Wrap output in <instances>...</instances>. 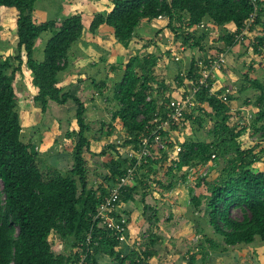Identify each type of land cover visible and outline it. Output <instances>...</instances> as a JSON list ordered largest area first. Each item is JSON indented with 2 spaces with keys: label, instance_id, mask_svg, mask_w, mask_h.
Segmentation results:
<instances>
[{
  "label": "trees",
  "instance_id": "trees-1",
  "mask_svg": "<svg viewBox=\"0 0 264 264\" xmlns=\"http://www.w3.org/2000/svg\"><path fill=\"white\" fill-rule=\"evenodd\" d=\"M38 1L0 0V9L4 7L15 11L14 55L0 61V264H70L72 253L56 252L50 237L55 235L60 240L70 239L73 241L72 247L77 249L83 244L84 253L88 233L96 246L86 254L85 264H100L104 256L116 264H149L153 255L148 246L144 248L141 245L140 251L135 252L127 244L119 243L113 232L94 218L97 208L107 196L109 188L134 167L135 161L129 159L127 151L131 147L137 150L139 138L145 135V127L151 126L154 114L159 113L164 118L171 100L183 95L186 79L195 78L198 63L206 59L194 52L201 40L194 35L197 25L206 19L221 30L219 39L223 46L233 49L236 46L234 33L252 12L250 1L109 0V12L95 15L88 27L79 15L36 21L34 13ZM258 7L255 28L262 27L264 22L263 0H258ZM159 16L166 20V28L173 36L181 39L180 48L177 49L188 47L192 50L189 69L181 71L179 67L176 68L175 96L166 94L169 91L168 83L158 79L155 74L160 56H171L168 50L156 45L158 30L140 50L134 48L144 39L137 32L140 24L143 21L156 23ZM101 26L110 28L115 41L129 53L122 69V78L112 91L116 103L112 120L127 131L128 138L120 147L114 144L107 146L114 155L103 163L105 168L99 174L103 180L101 184L91 188L88 185V163L84 156V151L90 153L86 134L91 129L86 121V106L75 91H69L59 84L69 65L71 47L86 37V29L94 34ZM2 28L0 13V49ZM46 32L50 37L42 50V59L37 60L35 42ZM257 40L264 43L262 30H259ZM148 46L156 47V52H147ZM111 68L114 72L119 70L115 65ZM24 69L34 89L33 105L42 115L48 111L50 104L62 106L72 102L76 106L74 120L77 131L66 134V137L74 140L71 154L73 163L63 173L53 170L43 178L30 151L31 144L22 141L18 111L20 95L15 87L19 81L24 91L27 89L22 76ZM101 83L99 87L96 86L100 93L105 85L104 81ZM247 87L258 94L248 128L238 123L229 105L221 103L217 96H209L204 90L199 92L196 95L199 107L187 111L181 122L183 126L185 122L197 124V131L201 132L204 120L196 109L205 104L211 111L210 118H214L213 128L206 132V136L186 138L179 144L170 139L169 132L166 133L170 139L169 147L178 145L180 148L177 160H172L167 166L168 153L162 150L153 153L151 150L147 162L134 167V184L129 183L121 189L116 201L117 214L129 216L125 210L121 211V206H138L140 203L142 217L148 226H153L159 219L157 209L146 200L145 190L150 188L146 185L150 184V176L153 179L150 182L170 191L177 181L182 180L179 175L187 169L193 168L195 171L196 167L203 168L208 162L225 157L215 181L208 180L207 174L197 178L194 185L196 195L190 197L186 212L192 216L198 233L204 229L201 224H207L226 247L249 245L257 240L264 242V173L250 169L264 158V143L243 147L248 143L244 140L250 131L264 134V83L248 79ZM245 89L241 88L239 93ZM234 94L229 101L235 98ZM172 129L179 128L174 126ZM120 149L124 152H119ZM106 154V149L101 150L100 156ZM198 189L201 190L197 193ZM234 207L242 211L241 218L231 215ZM128 223L127 219L126 227ZM148 226L142 230L141 237L145 236L150 241L152 233L150 230L148 233ZM205 240L208 248L216 247L208 238Z\"/></svg>",
  "mask_w": 264,
  "mask_h": 264
},
{
  "label": "rangeland",
  "instance_id": "rangeland-1",
  "mask_svg": "<svg viewBox=\"0 0 264 264\" xmlns=\"http://www.w3.org/2000/svg\"><path fill=\"white\" fill-rule=\"evenodd\" d=\"M88 1L89 0H39L35 5L34 19L36 21H44V19L46 21L59 19L58 17H60L62 14H65V12L69 11L71 15H79L85 26L88 27L95 15L100 13H107L111 9V4L109 0H95L97 1L96 9H90L88 7L86 8L85 6L88 4ZM63 6H65V8ZM61 9H64V11L61 12ZM0 13L3 25L2 45L0 49V61L2 62L4 58L14 55V50L12 46L15 44V27L13 18V14H15V11L13 9L2 7L0 9ZM203 23L205 24V29L196 28L194 30V35L202 39L199 46L201 48L195 47L194 52L198 56L208 57L214 55L219 49V45L222 44L219 39L221 35V30L209 23L206 19L203 20ZM165 28L166 20L163 18L160 21L157 20L156 23L153 24L142 22L139 26L140 31L137 30V32L141 35V37H144V39H142L141 41H144L145 45V43L149 42L147 40L153 37V35H155V32L158 30V33L155 37L156 45H159L161 47L167 45L169 46V48L173 46L174 49L177 50V48H180L181 39L173 35H169V30ZM99 29L100 28H98L97 32L95 33L93 45L90 43V39L91 35L94 34L89 33V31H87L86 29L84 33L85 36L89 35V43L86 40L85 43H81V47H79L78 45L77 47H73V49L71 50L72 55L74 53L79 52L82 55L92 56L94 58V61L96 62V67L98 69L97 72L99 74V76L97 75L96 77H98L99 79L103 78L104 74L106 76L108 75V73H111L113 75V77H111L112 79H110L109 81L107 80L105 82L106 89H103L102 93H100L98 91L99 89L97 88L100 85V82H98V80L95 82V85L97 87H92V72L88 73L89 77L87 76V78L85 79L78 76L80 78L81 87H83V90L85 89V91L82 90L81 92H79V98L80 100H82V102H84L86 106V121L91 128L90 131L86 134L90 142V153L88 151H84V156L87 159L88 163V185L91 188H95L99 184H101L100 182H102L103 180L99 174L100 171L105 168L103 167V163L108 162L110 156L114 155L113 152H109L110 150L107 148V146L109 144H114L120 147L124 140L128 138L127 131L123 127H121L118 122L112 120V115L116 109V103L113 100L112 91L115 88V84L119 82L122 78L123 68L117 72H114L111 67L113 64H120V67L123 66V64L126 63L129 58V53L127 54L126 52L127 56H124V53H120L124 50L122 49L121 45L118 44L114 38H112L113 31L110 28L106 27V29L101 31ZM161 29H163V31H161ZM255 34H259V28L255 30L252 36H254ZM246 44H239V46L236 45L238 46V50L236 52L238 54L239 52H241L242 54H240L243 55V58H241V60H239L235 56L228 57L229 72L227 73H230V87L236 86V91L238 93L235 95V98L233 100L228 102L227 105H229V108L232 110L241 106H245L253 114V112L255 111L253 103L257 99L258 94L256 95V92H253V89H249L247 87L248 79L250 80L253 78L251 76L252 72L249 68L251 63L254 61H252L253 58H249L252 56L246 55V48H248ZM178 51H180V49ZM154 52H156V47H153L151 49V53ZM106 54L108 55V59L109 57H111L113 60H108L109 62L105 66L106 69H101L104 67V62L100 59L106 58ZM166 60L168 59H163L162 55L160 56L156 63L157 65L155 67V74L158 75V79L164 80L166 83H168V86L170 88L173 85L172 82H174L176 68L180 67L181 69L186 70V66L181 65V61L179 62V64H176L174 61L172 62V59H170L165 64L164 62ZM260 70H258L257 73H260V75L262 76V74H264V71L261 70L262 72H260ZM253 71H256V69H253ZM22 76L23 81L27 86V89L24 91L23 87L20 86L19 81H17V87H15V91L18 92L20 95L18 99V111L20 125L22 128V141L24 143L31 144L30 151L32 154H34L36 163L38 165V168L40 169L43 178L46 175L51 174L53 170H59L61 171V173H63L65 172V170L70 168L73 163L71 154L73 152L74 140L66 137V134L77 131V126L74 120L76 106L72 102H68L65 105L58 106V108L52 106V108H50L45 114L42 115L39 109L34 107L33 105L32 96L34 94V89L30 81L28 80L25 69L22 71ZM75 76L76 75H74L72 81H77V77L75 78ZM74 87L75 89L77 88L73 84H70L67 89L72 90ZM243 87H246L245 91L239 93V90ZM173 89H176L175 85L174 88H170L166 94H170L171 90ZM78 90L79 89L77 88V91ZM196 111L197 113H200L204 120L202 126L203 130H201V132L197 131V129L199 128L197 124L185 122L183 128L171 129L169 131L170 139L175 140L177 144H179L186 138L193 139L195 137L197 138L200 136H206V132L211 130L214 126V118H210L211 111L209 108H207L205 104H203L202 107H200L199 109H196ZM103 125H105V127H103ZM52 126L53 130H50L49 128H51ZM244 141H246L247 143L248 138L246 137ZM247 146H249L248 143L243 145L244 148ZM105 149L107 150V154L105 156H100L101 150ZM122 151L124 152L123 149ZM224 159L225 157L217 158L213 161V163L208 162L203 168L196 167L195 171H186L185 173H182L181 175H179L180 178L182 177V180L177 181V183H175L174 188H172L170 191H165V189H162L160 186L154 185L153 182H150L153 180L152 176H150V184H146L150 188L144 190L147 191V202H149L151 206L155 207L158 211L159 225H161L162 227L168 226L171 229V233L175 232L173 234H178L180 231L183 230L181 227H177V224L175 223L178 218H182L185 216L184 210L187 208V205L183 202H186V200H188L187 198H190L195 192L193 186L197 178L200 177V174L201 176H204V174L206 173L208 180L212 182L217 179V173L223 167ZM250 169L254 172L264 173V158L260 159L259 162L254 163L250 167ZM183 174L185 176H183ZM131 184H134L133 181L130 182V185ZM1 188L2 183L0 182V191ZM199 190L201 189H198L197 193L199 192ZM2 199L3 198H1V200ZM139 204L140 203L137 204L138 206H135L137 209H133L134 213L132 211L134 216L132 220L134 219L135 225L131 226L128 234H132L133 236L138 235L141 229L139 223L136 222L137 219L141 220L139 216H142L141 206H139ZM121 208V211L124 210L123 206H121ZM172 208L174 210H172ZM149 213L151 214V212ZM149 213L147 214V216L150 215ZM231 215L235 218H241L242 211L239 208L234 207L231 209ZM190 223L193 228L194 223ZM140 224H143V221H141ZM145 224L146 221L144 223V226ZM203 226L204 229L202 230V233L195 234L191 230L185 231L184 229L183 233L181 232V234H186L187 238L189 236L192 237L191 244L192 246H194L195 249H199V246H201L200 249L206 250V253L209 255L207 257L209 260L208 264H212L211 262H214L216 264H230V262L233 260V255L231 253L223 254L221 258L218 257L219 260L211 254L217 253V250L218 252H220V250L223 248L222 246L224 245L219 239V237H217L213 233V231L207 224H203ZM156 228H158V225ZM154 229V225L151 227L149 226L148 233L149 230L151 232H154ZM194 234L195 236H193ZM133 236H131L132 239ZM205 238H208V240H211L215 244V246H218L220 248L218 249L216 247L217 249L215 250H213L214 248H208L209 245L206 242ZM139 239L142 240L140 244L143 245L144 248H146L150 243V241H148V238L145 236ZM50 241L52 243V247L56 252L63 254H73L75 248L72 247V240H60L57 236L53 235L50 237ZM175 246L178 248L177 251H181V249L183 248L185 250L184 243L182 242L175 243ZM239 250L240 254L244 253L240 257L242 260H249L250 256L253 255L255 251H257V255L254 256H258L259 260L262 261L264 264V242H260L257 240L256 243L248 245L247 247L243 246ZM152 260V264L157 263L155 261V258ZM177 262L179 264L181 263V260H177Z\"/></svg>",
  "mask_w": 264,
  "mask_h": 264
},
{
  "label": "built area",
  "instance_id": "built-area-1",
  "mask_svg": "<svg viewBox=\"0 0 264 264\" xmlns=\"http://www.w3.org/2000/svg\"><path fill=\"white\" fill-rule=\"evenodd\" d=\"M249 1L252 6V12L243 21L242 27L234 33L233 42L236 45L248 43L246 44L248 47L246 48V54L252 56L249 57L250 59L256 58L258 63L264 67V43H260L257 40V34L252 36L258 28L264 32V22L262 23V27L257 26L255 28L254 25L259 12L258 0ZM161 19H163L161 16L157 18V20ZM197 28L205 29V24L200 22L197 25ZM168 50L173 57V60L178 62L180 57L174 47L172 46L168 48ZM231 51L232 47L223 46L222 44L218 52L199 62L198 69L195 73L196 77H188L186 79L183 95L175 100H171L164 118L159 113L154 114L153 120L150 124L151 126H146L143 133L145 135H141L139 138L137 150H134V148L131 147L130 150L127 151L129 159L135 161V168L147 162L151 150L154 151L153 153H157L159 150L167 152L169 155L167 158V166L171 164L172 160H177V154L179 153L180 148L176 145H173L171 148L169 147L170 139L166 133H168L174 126L179 129L182 128L183 124L181 120L184 117V114L200 105L196 100V95L199 92L204 90L209 96H217L221 103L228 104L229 97L233 95L237 89L236 87H230L229 85L221 86L218 81L223 71L228 68V56ZM247 110L246 107L232 110L238 123L246 128H248L249 122L252 119L251 112ZM247 138L250 145L264 143L263 133H253V131H250ZM120 151L123 153L122 149H120ZM213 157L214 156H212V158ZM134 167L128 169L126 175L109 188L108 194L97 208L94 218L99 219L103 227L111 230L119 243H125L135 250V252H139L142 247L140 244L142 240L136 239L135 242L128 241L127 236L129 232L128 227H126L127 218L124 215L117 214L118 206L116 205L121 189L128 186V184L133 181ZM193 170V168H189L187 169V172ZM82 246L83 244H81L78 249H74L70 264H85L86 254L92 252L94 246H96V243L92 242V236L90 233L86 235L84 244L86 251L84 253H82Z\"/></svg>",
  "mask_w": 264,
  "mask_h": 264
},
{
  "label": "crops",
  "instance_id": "crops-1",
  "mask_svg": "<svg viewBox=\"0 0 264 264\" xmlns=\"http://www.w3.org/2000/svg\"><path fill=\"white\" fill-rule=\"evenodd\" d=\"M63 1H67V0H63ZM69 1H72V0H69ZM87 3L88 4L85 6L86 8L88 7L90 9H96V6H97L96 3H97V1H95V0L90 1L89 0ZM63 7L65 8V6H63ZM63 11H64V9L61 12H63ZM65 15H71V14L69 13V11H67V12H65V14H62L58 18L64 17ZM44 21H46V20L44 19ZM143 22H145V21H143ZM99 28H100L99 29L100 31L106 29L105 26H101ZM138 30H139V28H138ZM95 33H94V35H91L90 43L92 45L94 44ZM168 34L171 35V36L173 35L170 31L168 32ZM49 37H50V34L46 32V33L42 34L39 39L36 40L35 47H36V59L37 60H41L42 59V50H43V48L45 46V43H46V41H47V39ZM89 38L90 37L88 35L85 38L81 39L77 44H75V46H72L71 47V50L73 49V47H77L78 45H79V47H81L82 46L81 43H85L86 40L89 43ZM112 38H113V35H112ZM141 38H143V37H141ZM201 40H200V42H201ZM141 42H138L137 44L134 45L135 50L136 49L137 50L138 49L140 50L142 48V46L144 45V41H141ZM200 42H199V46H200ZM221 45L222 44L219 45V49H220ZM238 46L233 47V49H232L231 53L229 54V56H235L236 58H238L239 60H241V58H243V55H241L242 53L239 52V54H238L236 52L238 50ZM152 48H153V46L152 47L151 46H148L146 50L149 53H151V49ZM162 48H164L165 51H166V50H168L169 46L166 45V46H163ZM199 48H201V47H199ZM219 49L216 52H218ZM71 50H70V55H69L70 56L69 65H68V67L66 68V70L63 72V74L61 76V81H60L59 86H62L64 88H67L68 86H70V84H73L79 90L77 91V88L75 89V87L72 90L71 89H68V90L69 91H75L77 93V96H79V92H81L83 90V87H81V85H80V78L78 76H80L83 79H85V78H87L88 73L92 72V83H93L92 87H94V88H96L95 82L97 80H98V82H100V84H102L101 83L102 81L106 82L107 80L109 81L110 79H112L111 77H113V75L111 73H108L107 76L104 74V77L101 78V79H99L98 77H96L97 75L99 76V74L97 72L98 69L96 67V64H95L96 62L94 61V58L92 56L82 55L79 52L74 53L72 55ZM126 52L127 51L124 50L123 52H120V53L121 54L124 53V56H127L128 53L126 54ZM176 52H177V54L180 57V60L178 62H175L172 59L171 56H167V55L163 54L162 55V58L163 59H168L164 63L166 64L170 59H172V61H174L176 64H179V62L181 61L180 64L186 66V70L189 69L190 62H191V59H192V50L190 48H188V47H181L180 51H178V49H177ZM120 56H122V55H120ZM73 57H75V58H73ZM107 57H108V55L106 54V58L100 59L101 61L104 62V64H103L104 67L101 68V69H106L105 66L108 64V62H109L108 60H110V61L113 60L111 57H109V59ZM92 59H93V61H92ZM101 61H100V63H101ZM252 61H254V62L251 63L250 68H249L250 71L252 72V74H251V76L253 77L252 79H257L260 82L264 83V74H262V76H261L260 73H257V71L260 70V69L262 71H264V67L261 66L258 63V61L256 60V58L255 59L253 58ZM90 63H91V65H90ZM124 64L121 67H120V64L119 65L118 64H113V65L118 66L117 68H119V70H121L124 67ZM179 69L181 71H184L180 67H179ZM253 69H256V71H253ZM119 70H117V71H119ZM261 70H260V72H262ZM106 72H107V70H106ZM227 72H229V66H228V68L225 71H223L222 75L219 78V81L218 82H219V84L221 86H225V85H229L230 86V84H231V83H229V75H230V73L228 74ZM74 75H76L75 78L77 77V81L76 80L75 81H72V79L74 78ZM65 80H69V81H65ZM172 83H173V85L170 88H174L175 82H172ZM105 86H106V83L104 85V89H106ZM234 87H236V86H234ZM174 90L175 89H173V91ZM83 91H85V89ZM237 93L238 92L236 91V93L234 94V97H235V95ZM170 94H172L174 96L176 95L175 91L172 92V90H171V93ZM52 106L58 108V105L50 104L49 109L52 108ZM241 107H245V106H241ZM241 107H238V108H241ZM45 129H47V128H45ZM49 129L50 130L51 129L53 130V126L51 128H49ZM191 185H193V184H191ZM193 188H195L194 191H196V187L193 186ZM192 195H196L195 192ZM187 199L188 200H186V202H183V203L184 204L186 203L187 207H189V199L190 198L188 197ZM123 207H124V210L127 213H129V216H126V218L129 220V223H128V232H129L131 226H134L135 225L134 219L132 220V218H134V216H133V213H134L133 209H137V208L135 207L134 204H132V205L130 204V205H127V206L123 205ZM172 210H174V209L172 208ZM132 211H133V213H132ZM186 211H187V208L184 210L185 216L182 217V218H178V220L175 221V223L177 224V227L179 226V227H181L183 229L178 234H173L175 232H172L171 233V229L168 226L162 227L161 225H159V220H158V222L154 223L155 229H154V232H151L152 233V237H151L152 240H150V243L148 245V248H149L150 252L153 255L151 257V260H150V263L149 264H152L153 263L152 262L153 261L152 259H154V258H155V261L157 262L156 264H178L177 260L178 261L181 260V263H179V264H208V261L209 260H208L207 257L209 255L206 253V250L205 249H202L201 250L200 247H199V249L198 248L195 249L194 246H192V244H191L192 237L189 236L187 238L186 237V234H181V232L183 233L184 229H185V231L191 230L195 234H198V232L196 231L197 230L196 229L197 227L196 226H193V228H192V226L190 225L191 224L190 222H194L192 216L187 215L186 214L187 213ZM196 215H197V213H196ZM139 217L141 218V220L137 219L136 222L139 223V225L141 226L140 233L138 235H136V236L134 235L135 237L132 234H129V238H128V241L129 242H132L135 239L140 238L141 237L142 230L148 226L147 222H146V224L144 226V223H145L144 218L142 216H139ZM158 219H159V217H158ZM141 221H143V224H140ZM157 225H158V228H156ZM201 225H202V227L205 226V225L203 226V224H201ZM195 234L193 236H195ZM131 236H133V239H132ZM154 237H155V239H154ZM129 239H131V240H129ZM180 242L184 243V246H185V250H184V248L181 249L182 252L181 251H177L178 248L175 246V243H180ZM253 243H256V241L253 242ZM253 243H251L249 245H252ZM200 244H201V242H200ZM243 246L244 247H247L248 245H240V246H235V247L222 246L223 248L220 250V252H218V250H217L216 251L217 253H211V254L215 258L218 259V257L221 258L222 255L225 254V253H231L233 255L232 256L233 260L230 262V264H263V262L259 260L258 256L257 257L254 256V255H257L256 254L257 251H255L254 254L252 253L253 255H251V253H250L251 256H250L249 260H247V259L242 260L240 257L244 253L240 254V252H239L240 250L239 249H241V247H243ZM216 247L218 249L220 248L218 246H216ZM216 247H214L213 250L217 249ZM161 256H163V257H161ZM190 256H192V257L190 258ZM158 259H160V260H158ZM211 263L212 264H216L214 262H211ZM100 264H116V262H114L111 258H109L107 256H104L103 259L101 260Z\"/></svg>",
  "mask_w": 264,
  "mask_h": 264
}]
</instances>
